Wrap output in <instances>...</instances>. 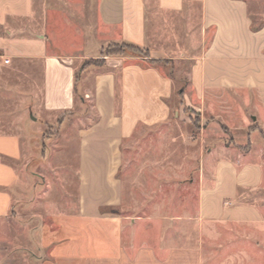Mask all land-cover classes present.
<instances>
[{
	"label": "crops",
	"instance_id": "0c3cea01",
	"mask_svg": "<svg viewBox=\"0 0 264 264\" xmlns=\"http://www.w3.org/2000/svg\"><path fill=\"white\" fill-rule=\"evenodd\" d=\"M43 4L39 17L36 0H0V69L28 67L31 81L38 70L42 86L40 112L19 132H0V223L29 210V226L38 224L29 264H264V20L256 26L247 0H97L82 44L65 48L70 20L55 27L50 15L59 11ZM193 13L198 23L186 26ZM50 41L58 51H49ZM112 43L136 45L161 63L102 57ZM91 60L100 62L81 65ZM183 65V107L202 126L199 204L179 243L177 223L166 243L160 225L120 214L119 176L125 148L141 131L190 124L191 115L173 113L170 72ZM46 127L59 130L61 151L77 159V191L62 197L67 207L36 208L22 191V168L49 160L38 143ZM41 187L29 195L49 199L36 193Z\"/></svg>",
	"mask_w": 264,
	"mask_h": 264
},
{
	"label": "rangeland",
	"instance_id": "374dc122",
	"mask_svg": "<svg viewBox=\"0 0 264 264\" xmlns=\"http://www.w3.org/2000/svg\"><path fill=\"white\" fill-rule=\"evenodd\" d=\"M70 1L74 3L72 7L65 6L64 0H36L39 17H42L41 13L44 10L45 4L43 3L45 2L52 4L51 10L59 11V13L53 12L50 15L55 27H64L66 19L68 21L69 18L72 32H69L68 40L61 42L65 48H69L71 44H82V32L91 24L90 19L93 18L97 0ZM247 2L250 5L256 26H259L260 22L264 20V17L260 16L264 13V0H247ZM185 21H187L186 26L188 24L195 26L198 23V13H193L192 17ZM25 25L28 28L24 34L29 36V23L21 24L22 27ZM163 26L151 22V27H156L155 30L159 31ZM152 33L151 29L150 37L155 35ZM151 41L153 42L154 39ZM49 45V51H58L57 45L54 46L53 41H50ZM112 45L114 44L105 45L101 55ZM96 62L95 60L83 61L81 65L89 66ZM12 67L6 68L4 72L0 69V132L7 134L19 132L21 121L27 120L29 113L33 115L37 111L40 112L42 99V86L38 70L33 74L34 81H31L29 80L28 67H24L25 71H19ZM186 71L187 67L183 65L174 66L170 72L177 84V105L173 113L177 109L178 116L182 112L191 115L190 124L186 127L173 121L170 125L162 128L141 131L136 137L137 139L125 148V164L119 176L123 186V206L120 209V214L129 218L146 219L148 222L145 223L150 227H154V223L160 225L163 231L162 240L166 243H170V223L174 226L176 223L178 225L179 232L177 231L178 239L176 240L179 243L180 236H183V233L180 232H183L186 227L184 220L188 217H196L199 204V177L202 171L203 156L201 151L203 145L202 126H200L201 120L196 116L197 114H193L183 107L185 88H181L180 83L184 82L181 79L185 78ZM184 118L186 117L184 116ZM222 130L227 131L224 128ZM38 143H41L40 151L45 150L49 160L43 165L35 160L29 167L22 168V191L26 193L25 202L26 204L36 203V208H40L41 203H49L51 206L59 208L67 207L68 201L62 199L63 195L67 192L75 193L77 191L75 154L73 151L67 153L61 151L64 137L59 136V130L54 127H46L44 138ZM39 185L42 187L36 193L40 192L41 195L47 193L49 199L46 196L38 198L37 195H29L34 193ZM37 204L39 205L37 206ZM24 208L28 209L29 206L25 205ZM193 223V232H190V235H194L196 238V230H194L196 221ZM148 225L147 227H149ZM34 226H38V224ZM33 227L29 226V210L23 212V217L11 215L9 220L3 224L0 223V264H29L32 261L29 253L32 252L29 241L31 240L30 231ZM148 230L151 235L154 234L152 228ZM150 244H153L152 238Z\"/></svg>",
	"mask_w": 264,
	"mask_h": 264
},
{
	"label": "trees",
	"instance_id": "16d2710c",
	"mask_svg": "<svg viewBox=\"0 0 264 264\" xmlns=\"http://www.w3.org/2000/svg\"><path fill=\"white\" fill-rule=\"evenodd\" d=\"M102 57H139L149 60V64L156 65L161 63L157 60H151L150 54L143 50L142 48L128 43H122V44H114L110 46ZM100 61H97L96 63H99ZM165 64H167L165 62ZM182 94V93H181Z\"/></svg>",
	"mask_w": 264,
	"mask_h": 264
},
{
	"label": "built area",
	"instance_id": "2783aa9c",
	"mask_svg": "<svg viewBox=\"0 0 264 264\" xmlns=\"http://www.w3.org/2000/svg\"><path fill=\"white\" fill-rule=\"evenodd\" d=\"M5 63L8 64L9 63V60H6Z\"/></svg>",
	"mask_w": 264,
	"mask_h": 264
}]
</instances>
